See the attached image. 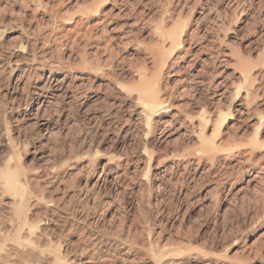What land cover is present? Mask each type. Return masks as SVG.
Masks as SVG:
<instances>
[{
	"label": "rangeland",
	"instance_id": "374dc122",
	"mask_svg": "<svg viewBox=\"0 0 264 264\" xmlns=\"http://www.w3.org/2000/svg\"><path fill=\"white\" fill-rule=\"evenodd\" d=\"M77 263L264 264V0H0V264Z\"/></svg>",
	"mask_w": 264,
	"mask_h": 264
},
{
	"label": "bare ground",
	"instance_id": "6f19581e",
	"mask_svg": "<svg viewBox=\"0 0 264 264\" xmlns=\"http://www.w3.org/2000/svg\"><path fill=\"white\" fill-rule=\"evenodd\" d=\"M133 3V2H132ZM136 8V7H135ZM119 14V13H118ZM263 19V18H262ZM79 22V21H78ZM132 23V22H131ZM169 23V22H168ZM103 27V26H102ZM95 28V27H94ZM93 28V29H94ZM100 28V27H99ZM92 29V30H93ZM101 29V28H100ZM60 30V29H59ZM87 30V29H86ZM105 30V34H106V29H104ZM103 30V31H104ZM96 31V33H97V30H95ZM103 31H102V33H103ZM67 32V31H66ZM78 32V31H77ZM81 32V31H80ZM85 32V31H84ZM91 32H93V31H91ZM133 32V31H132ZM82 33V32H81ZM102 33H100V34H102ZM166 33V32H165ZM168 33V32H167ZM99 34V35H100ZM134 34V33H133ZM164 34V33H163ZM87 35V34H86ZM96 36H98V35H96ZM112 36V35H111ZM180 36H181V34H180ZM45 37V36H44ZM67 37V36H66ZM76 37H77V33H76ZM91 37V36H90ZM73 38V37H72ZM78 38V37H77ZM80 38H81V36H80ZM122 38V37H121ZM160 41H162L163 43H166L167 41H169V40H167V37H166V34H164L162 37H161V35H160ZM158 38V39H159ZM163 39V40H162ZM181 39V38H180ZM69 40V39H68ZM58 41V40H57ZM158 41V40H157ZM35 42V41H34ZM156 42V41H155ZM183 42H185L184 40H178V39H173L172 40V46H173V48H176V47H178V46H181L182 44H183ZM109 43V42H108ZM125 43V42H124ZM108 45V44H107ZM159 45V44H158ZM43 46V45H42ZM190 46V45H189ZM44 47V46H43ZM112 47V46H111ZM106 48H107V46H106ZM34 49V48H33ZM113 49V48H112ZM173 50V49H172ZM34 51V50H33ZM197 54V53H196ZM196 54H194V55H196ZM11 55V54H10ZM151 56H153V55H151ZM163 54H161V52L159 51H157V53H155L154 54V57H152V58H150V59H152V60H150V63L151 64H154L153 63V58H154V61H156L157 63L158 62H161V61H163V65L164 66H166L167 65V63H169V60H167V59H165V60H163L162 58H163ZM166 56V55H165ZM168 56V55H167ZM197 57V56H196ZM34 58V57H33ZM222 58H223V56H222ZM32 59V58H31ZM30 59V60H31ZM222 60V59H221ZM33 61V60H32ZM77 61V60H76ZM227 61V60H226ZM192 62V61H191ZM224 62V61H223ZM147 63V62H146ZM157 63L156 64H154V65H157ZM213 63V62H212ZM220 63V62H219ZM228 63H230L229 61H228ZM236 63V62H235ZM161 64V63H160ZM144 65V64H143ZM203 66V65H202ZM240 66V65H239ZM147 66H145L144 65V68H146ZM150 67H152L151 65H150ZM149 67V68H150ZM201 67V66H200ZM148 68V69H149ZM238 68V67H237ZM241 68H242V65H241ZM4 69V68H3ZM151 69V68H150ZM198 69V68H197ZM142 70H144V69H142ZM202 70V69H201ZM200 70V71H201ZM243 70V69H242ZM145 71H147L146 69H145ZM148 71H150V70H148ZM206 71V70H205ZM144 72V71H143ZM143 72H142V74H141V76L139 77V89L136 87V93H137V95L135 96L136 97V99H137V101L141 104V110L139 111V114L142 116V118L144 117L145 119H146V121H147V124L149 125V126H151L152 127V125H153V116H154V114H157V113H161V112H164L166 109H168L169 107H170V105H169V103H168V101H167V99H166V97H168V96H166V92H163V93H161V91L159 90V91H157V90H155L154 88H153V70H152V73H150V75L152 74V76H150V77H148V75H147V73H144L143 74ZM161 73L163 72V67H162V70L160 71ZM190 72V71H189ZM159 73V72H158ZM160 73V74H161ZM205 73H207V72H205ZM189 74V73H188ZM204 74V73H203ZM202 75V74H201ZM161 76H163V75H161ZM204 76V75H203ZM160 77V76H159ZM188 77V76H187ZM191 77H192V82H201L202 81V77L200 76V73H199V71L198 72H195V73H193L192 75H191ZM205 77V76H204ZM212 77H214L213 75H212ZM27 78V77H26ZM63 78V77H62ZM186 78V77H185ZM184 78V80H186ZM189 78L190 77H188L187 78V81H189ZM220 78V77H219ZM64 79V78H63ZM182 79V78H181ZM210 79H211V77H210ZM214 79V78H213ZM213 79H211V82L213 81ZM138 80V79H137ZM209 80V79H208ZM26 81V80H25ZM180 81H182V80H180ZM70 82V81H69ZM82 82V81H81ZM158 82V81H157ZM206 82V81H205ZM208 82H210V80L208 81ZM221 82L222 81H220L219 82V84H221ZM57 83V82H56ZM159 83H160V85H161V78L159 79ZM203 83V82H202ZM201 83V84H202ZM215 83V82H214ZM62 84V83H61ZM81 84V83H80ZM82 84H83V82H82ZM209 84V83H208ZM207 84V85H208ZM196 85V84H195ZM204 85V84H203ZM213 85V84H212ZM52 86V85H51ZM62 86V85H61ZM209 86V85H208ZM217 86V85H216ZM219 86V85H218ZM45 87V86H44ZM44 87H42V88H44ZM46 87H48V86H46ZM45 87V88H46ZM194 87V86H193ZM122 88V87H121ZM182 88H184V90L182 89ZM181 89L183 90V91H186V89H185V87H182ZM191 88V87H190ZM189 88V89H190ZM214 88V87H213ZM226 88V87H225ZM54 89H55V87H54ZM168 89V88H167ZM192 89V88H191ZM198 89V88H197ZM227 89V88H226ZM223 90V89H222ZM60 91V90H59ZM209 91V89L207 90V92ZM197 92V91H196ZM221 92H223V91H221ZM216 93V92H215ZM215 93H214V95H215ZM83 94V93H82ZM56 95H58V94H56ZM201 95V94H200ZM212 95V94H211ZM222 95H224V94H222ZM226 95V94H225ZM51 96V95H50ZM79 96V95H78ZM224 97V96H223ZM219 100V99H218ZM54 101V100H53ZM55 102V101H54ZM73 103V102H72ZM50 107V106H49ZM215 110H217V109H215ZM39 111V110H38ZM214 112V111H213ZM38 113V112H37ZM35 115V114H34ZM37 116V115H36ZM37 118V117H36ZM139 118H141V117H139ZM144 123V122H143ZM170 133H172V132H170ZM169 134V133H168ZM134 136H136V134L134 135ZM152 159H153V157H152ZM152 159H151V161H152ZM150 160L149 161H147V162H151ZM149 164V163H148ZM95 181V180H94ZM93 182V181H92ZM101 182H103L100 178L97 180V182L95 183L96 185H98V184H101ZM88 185V184H87ZM94 185V184H93ZM99 189V188H98ZM86 194V193H85ZM96 198V197H95ZM93 199V198H92ZM82 200V199H81ZM89 200V199H88ZM84 201H86V199H84ZM92 202V201H91ZM53 204V203H52ZM55 205V204H54ZM48 206V205H47ZM85 214H87V213H85ZM85 216H89V215H85ZM87 219V218H86ZM85 219V220H86ZM99 239V238H98ZM94 241V240H93ZM98 241V240H97ZM94 243H96V242H94ZM91 246H94V245H91ZM97 246V245H96ZM100 246V245H99ZM98 246V247H99ZM87 248V247H86ZM91 248V247H90ZM96 248V247H95ZM87 250V249H86ZM95 252V251H94ZM98 253V252H97ZM106 258V257H105ZM104 258V259H105ZM108 260V259H107ZM82 262V261H81ZM156 262H157V260H156ZM158 263V262H157ZM160 263V262H159ZM78 264V263H77ZM153 264V263H152ZM156 264V263H155Z\"/></svg>",
	"mask_w": 264,
	"mask_h": 264
}]
</instances>
